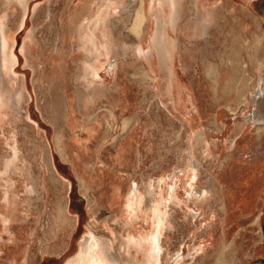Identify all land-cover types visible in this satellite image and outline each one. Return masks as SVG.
<instances>
[{
  "label": "rangeland",
  "instance_id": "obj_1",
  "mask_svg": "<svg viewBox=\"0 0 264 264\" xmlns=\"http://www.w3.org/2000/svg\"><path fill=\"white\" fill-rule=\"evenodd\" d=\"M191 1L185 2L186 17ZM206 2V8L218 6ZM263 7L264 0H228L220 27L193 42L169 27L170 36L179 38L169 83L134 50L139 44L147 52L155 28L151 21L139 39L136 6L0 0V19L9 25L17 56L5 86L14 79V90L23 84L25 93L18 105L9 97L0 100V264H69L90 229L122 255L129 238L151 236L159 206L167 219L163 264H173L179 250L181 264L264 263V123L244 118L256 110L264 116V99L253 101L257 74L261 68L264 73ZM88 26L103 52L95 83L103 92L91 119L86 113L92 108L81 109L76 98ZM106 28L114 40L109 57ZM64 101L76 123L58 144ZM128 119L133 124L124 131ZM239 125L244 128L236 132ZM199 133L212 142L213 154L195 140ZM69 134L79 145L74 157L66 150ZM33 179L39 192L29 191ZM199 190L209 192L207 199Z\"/></svg>",
  "mask_w": 264,
  "mask_h": 264
},
{
  "label": "bare ground",
  "instance_id": "obj_2",
  "mask_svg": "<svg viewBox=\"0 0 264 264\" xmlns=\"http://www.w3.org/2000/svg\"><path fill=\"white\" fill-rule=\"evenodd\" d=\"M21 1L24 2L25 6H27L28 0H21ZM107 1H108V7H110L111 3L123 9H127V8L130 9L134 6L137 7L136 9L137 18L136 19L143 29L142 30L143 33H140L139 35V39L141 40H144L145 33H146V30L150 22L151 21L155 22V28L153 29L151 38H150V40H153V42L148 47L147 52L145 53L142 50L141 45L139 44L136 45L134 50L138 54V56L139 55L141 56L144 54L143 56L145 57V61H148L150 63V66L152 67L154 66L156 70L160 69L161 74L165 75L166 78H168L167 81H169V83L174 80L173 63L175 61L176 53L178 50L177 47L179 44V38L175 39L170 36L169 27H171L174 31L180 30L182 34L188 36L187 39L190 42H193L194 40H198V38L202 36L205 37V39H207L208 36H210L208 34V29H210L213 26V19H214V18L211 19L208 16L210 14L212 16V14L218 8L217 6L212 7V8H206V3H207L206 0H192V2H190V6H192V9L191 8L190 9L194 12V14L196 13L195 17L190 18V19L187 18V21L184 23L185 18L182 19V16H183L182 14L185 10L186 0H107ZM127 1H130V2L128 3ZM243 1L246 2L247 0H243ZM221 6H222V3H221ZM187 7H189V5ZM261 12L262 14H264V7H263V10H261ZM219 13L221 14V12ZM219 13H217L218 16H219ZM81 22H84V20H81ZM79 26H81V24H79ZM135 27L137 28V25ZM81 28H83V25L81 26ZM107 29L108 28L103 29L102 35L106 38V42L105 44H103V47L106 51L105 55L109 57L110 51L111 50L114 51L113 50L114 48L112 47L114 45V40L111 43V34H109V30ZM9 31L10 29H9L8 23L1 21L0 19V100L2 102L1 104H3L5 103V99L9 97L6 100H9V101L14 100V105H18V103H21L22 98H24V94H25L24 85L19 84L18 88L14 90L12 86H14L16 82L14 81V79H12V81H10L11 82L10 87L8 86L7 88L5 86L6 77H7L6 75L8 72H12L14 70V65L16 63V57H17L13 53L12 46L10 45V41H9L10 32ZM85 32H89L87 33L86 38H84V48L86 51V57H85V60L82 62V64H79V69H78V74H77L79 85H77L78 92L76 94V98L78 99V104L81 109L92 108L93 112L89 114L86 113V115H88V118L91 119L95 115L94 114V104L96 103V100L102 96V92H103L102 88H98L95 86V83L97 82V78L99 77V69L102 67V63H101L102 59L100 56L103 54V52L100 48V41H98V35L95 32V28L94 30H89V26H88V28H85ZM115 61H116V58L113 62H111V64L114 65L116 63ZM157 61L159 62L158 65L156 63ZM263 66H264V61L261 64V67ZM263 77H264L263 68H261L259 74H257V81H259V88L253 100L256 102V104H259V102H257L258 99H262L264 97V87L262 85ZM167 91L169 92L173 91L171 88V84L169 88L167 89ZM13 92L14 94H12ZM7 93L11 95L7 96ZM65 96H67V94H65ZM68 109L69 108H68L67 102L64 101L62 103V118H63L64 123H62L61 126L59 125L61 129L56 137L57 139L56 143L58 144L60 143V139H61L60 136L63 137V140H64L66 136L65 131H67L69 128L71 130L72 129L71 125L76 123V120L74 119V117H72V114L69 112ZM58 116H56L55 119H57L56 120L57 122H60L62 118L60 114ZM244 118H246L247 121L248 119H253L255 122L263 121L259 123L260 124L258 125L259 127L260 126L262 127L261 124L264 123L263 114L261 115L260 113L257 112V110L256 112H254L252 116H248ZM132 122L133 121L130 119L124 121V131H126L133 124ZM243 128H244L243 125H239L236 132L242 131ZM92 133L93 132H91V134ZM195 140L197 142H201L202 145L206 146L207 155L209 153L211 154V152L213 154L212 142L209 139L203 137L202 134L199 133L198 135H196ZM66 141H67L66 150L69 152L70 157L71 156L74 157L73 150H75L74 148L75 147L77 148V146L79 145L78 144L75 145L74 136L72 134L71 135L69 134L66 137ZM236 141L237 140L234 138L230 142L232 144V143H235ZM194 144H195V141H194ZM194 144L193 142L189 144L190 145L189 151L191 153L193 152V149L195 147ZM36 148L39 149V146ZM45 160L47 161L46 158ZM49 164L51 166V160H49ZM80 164L82 163L80 162ZM76 165H77L76 167L80 166L78 164ZM79 168L80 167H78V169ZM190 176L191 178L197 177L198 176L197 169H194L193 167L190 173ZM79 177L83 181V183L88 182V180L84 179V176L80 175V173H79ZM36 181H37L36 179H33L31 181L32 184L29 187L30 192H34V193L39 192L38 188L36 187V183H37ZM40 183L44 187L43 179L38 184ZM135 189L138 190L137 182L135 183ZM197 192H198V195L201 196V199H207L209 195V192L205 190H199ZM174 193H175V190H174ZM172 195H175V194H172ZM99 197L101 196L99 195L96 200L98 204H100ZM90 200H92V198H90ZM140 202L141 201L137 203L141 204ZM228 203L230 202H228V197H226L225 204H224V208L226 207L225 210H227L230 207ZM131 204H132L131 202L128 203V205H131ZM68 213H69L68 205L63 203L60 209V216H62L64 220H66L69 217ZM153 221L155 224H154V230L151 236L148 239H143V241L137 240L136 238H133V237L129 238V243L125 242V243H128L127 251L125 253H122V255L120 254V252L119 253L113 252V244L111 243L110 240L108 241L106 239V241H104L102 238H100L99 235H97L98 232L96 233L95 230L90 229L89 232L84 236L83 240L80 243L81 248H80L79 254L74 259H72L69 262V264H163V256L165 254V250H164V245L162 241V234L166 226L167 219H166V213L162 210L161 206H159L158 209L154 210ZM130 243H134V245H131ZM133 246H136L137 248L136 252L134 253L132 251ZM140 253L143 255V256L141 255L142 256L141 258H140ZM181 255H182L181 250H179V252L175 254V256H173L172 258L173 264L182 263Z\"/></svg>",
  "mask_w": 264,
  "mask_h": 264
},
{
  "label": "crops",
  "instance_id": "obj_3",
  "mask_svg": "<svg viewBox=\"0 0 264 264\" xmlns=\"http://www.w3.org/2000/svg\"><path fill=\"white\" fill-rule=\"evenodd\" d=\"M217 2L216 4L214 3V2ZM210 0V3H209V5L208 6H214V5H218L217 7V11L215 10V12L212 14V16H211V14L208 16V17H210L211 19L212 18H214L213 19V26L210 28V29H208V34L211 36V34H212V28L215 26V27H218V24H219V27H220V25H221V23H219L224 17H225V13L227 12V4H228V0ZM248 1H251V0H248ZM192 2V1H191ZM221 3H222V6H221ZM220 6V7H219ZM189 8H191L192 9V6H190V4H189ZM223 8V9H222ZM221 9V10H220ZM221 12V14L219 13V12ZM186 10H184V12H183V16H182V19H184V18H188V19H190V18H193V17H195V14H194V12L192 11V13L193 14H191V15H189L188 17H186L185 15H186ZM217 13H219V16H218V14ZM215 14H217V15H215ZM258 15L260 16V15H262L263 17H262V22H264V14H262V12L260 11H258ZM206 16H207V14H206ZM216 16H218V17H216ZM222 16V17H221ZM217 18V19H216ZM220 18H222V19H220ZM218 22V23H217ZM216 24V25H215ZM262 25L264 26V23H262ZM210 30H211V32H210ZM211 34H210V33ZM200 39V38H199ZM201 39H204V38H201ZM256 83H257V81H256ZM263 85V87H264V83L262 84ZM257 87H258V84H257ZM254 91V90H253ZM252 91V92H253ZM263 99H264V97H263ZM257 255L258 254H256V255H254V256H252L253 258H251L252 259V261L254 260V259H256V258H258L257 257ZM258 259H256L255 260V263L253 262L252 264H264V263H258Z\"/></svg>",
  "mask_w": 264,
  "mask_h": 264
}]
</instances>
